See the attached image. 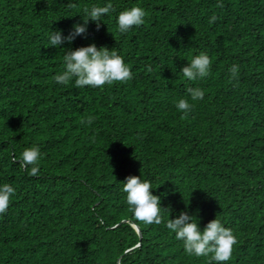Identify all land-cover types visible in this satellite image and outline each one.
<instances>
[{"label": "trees", "instance_id": "obj_1", "mask_svg": "<svg viewBox=\"0 0 264 264\" xmlns=\"http://www.w3.org/2000/svg\"><path fill=\"white\" fill-rule=\"evenodd\" d=\"M108 2L115 11L99 31L89 21L87 38L50 46L52 32L66 37L85 8ZM136 6L145 23L120 33L119 13ZM93 43L115 49L133 78L56 83L68 49ZM201 52L211 74L188 80L182 69ZM189 87L203 100L192 101ZM181 98L194 105L184 119ZM88 116L92 125L82 124ZM33 146L37 176L19 164ZM130 175L151 181L165 223L135 219L122 183ZM5 183L16 193L0 215V264H208L165 226L182 211L201 231L216 218L233 229L239 243L226 264H264V0H0Z\"/></svg>", "mask_w": 264, "mask_h": 264}, {"label": "clouds", "instance_id": "obj_2", "mask_svg": "<svg viewBox=\"0 0 264 264\" xmlns=\"http://www.w3.org/2000/svg\"><path fill=\"white\" fill-rule=\"evenodd\" d=\"M69 7H76L68 3ZM217 7H223L218 3ZM87 19L83 24H75L73 30L65 37L61 31L52 32L50 35V46L59 47L65 41L72 43L77 37L87 38L89 21L96 22L97 31L101 27V17L115 11L111 2L105 6L93 5L90 9L85 8ZM146 11L139 6L122 11L118 16V31L127 33L133 27H139L145 23ZM217 16L213 15L209 23H215ZM64 70L53 77L58 84L68 85L75 78V86L83 88H103L105 85L115 83H126L133 78L131 67L125 62L118 52L107 47L98 48L95 43L82 46L75 50L68 49L63 57ZM212 59L207 53L201 52L189 62V66L182 69L183 76L188 80L196 81L204 79L211 74ZM148 72L152 68L148 67ZM231 78L238 85L239 66L232 65L229 69ZM192 101L203 100L205 91L199 87L187 88ZM177 109L186 118L194 105L188 99L181 98L176 103ZM95 117L88 116L81 120L82 124L92 125ZM94 142V138H93ZM41 151L38 146L25 149L19 160L22 170H28L30 176H37L40 171ZM31 166V167H29ZM123 183V191L127 194L126 201L136 220L147 225H160L165 223L161 197L153 194L152 183L142 180L140 176L130 175ZM16 189L8 183L0 185V215L7 213ZM171 232L175 233V239L183 241V247L188 255L196 257H209L208 264H226L230 261L239 243L238 236L233 229L226 227L218 218L211 220L201 231L199 223L195 222L194 216L187 211H182L175 219H168L165 225ZM138 230L139 228L136 227Z\"/></svg>", "mask_w": 264, "mask_h": 264}, {"label": "water", "instance_id": "obj_3", "mask_svg": "<svg viewBox=\"0 0 264 264\" xmlns=\"http://www.w3.org/2000/svg\"><path fill=\"white\" fill-rule=\"evenodd\" d=\"M139 230V229H138Z\"/></svg>", "mask_w": 264, "mask_h": 264}]
</instances>
